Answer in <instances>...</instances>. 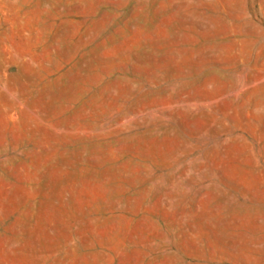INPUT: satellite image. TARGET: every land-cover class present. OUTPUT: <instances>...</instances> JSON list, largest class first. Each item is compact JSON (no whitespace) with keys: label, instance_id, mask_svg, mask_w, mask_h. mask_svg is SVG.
<instances>
[{"label":"rangeland","instance_id":"1","mask_svg":"<svg viewBox=\"0 0 264 264\" xmlns=\"http://www.w3.org/2000/svg\"><path fill=\"white\" fill-rule=\"evenodd\" d=\"M0 264H264V0H0Z\"/></svg>","mask_w":264,"mask_h":264}]
</instances>
